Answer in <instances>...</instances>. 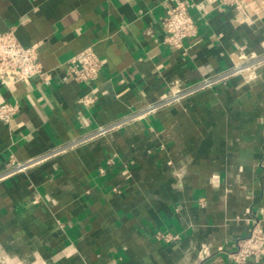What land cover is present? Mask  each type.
<instances>
[{
  "label": "crops",
  "instance_id": "1",
  "mask_svg": "<svg viewBox=\"0 0 264 264\" xmlns=\"http://www.w3.org/2000/svg\"><path fill=\"white\" fill-rule=\"evenodd\" d=\"M166 1L0 0V35L37 45L52 74L0 85L19 106L0 121V264H234L235 241L264 231V11L183 0L203 10L175 50ZM88 48L98 78L63 82Z\"/></svg>",
  "mask_w": 264,
  "mask_h": 264
},
{
  "label": "built area",
  "instance_id": "2",
  "mask_svg": "<svg viewBox=\"0 0 264 264\" xmlns=\"http://www.w3.org/2000/svg\"><path fill=\"white\" fill-rule=\"evenodd\" d=\"M220 1L225 5L235 8L241 15L247 16L246 18L259 15L261 11H264L260 0ZM165 6V15L161 25L164 32L163 44L175 50H180L183 48L184 41L192 40L197 36V23L191 16L190 10L195 9L201 15L203 6H195L183 0H167ZM101 67L102 64L95 52L91 48H88L66 62L61 80L63 82L71 81L89 84L98 78ZM243 70L234 68L228 74L203 80L185 93L192 94L199 90L211 88L218 82ZM51 79V72L45 70L40 63L37 45L29 47L21 46L12 30L0 35V85L2 87L10 88L20 83L29 84L33 80L39 81L41 86H48ZM178 98H180V95L174 97L173 100ZM86 102L88 101L86 100ZM153 109L151 108L150 110ZM18 111L19 106L17 104H1L0 121L4 124H9ZM28 165L17 164L11 161L10 174L23 172ZM155 239L168 243L175 241L177 237L159 232L155 235ZM263 256L264 231L258 223H254L249 234L246 237L237 239L233 249L227 252V257L234 264H245L250 258L259 260Z\"/></svg>",
  "mask_w": 264,
  "mask_h": 264
}]
</instances>
